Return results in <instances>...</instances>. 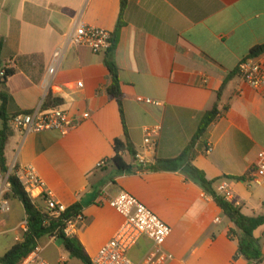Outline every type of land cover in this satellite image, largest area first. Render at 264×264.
<instances>
[{
  "label": "crops",
  "instance_id": "obj_1",
  "mask_svg": "<svg viewBox=\"0 0 264 264\" xmlns=\"http://www.w3.org/2000/svg\"><path fill=\"white\" fill-rule=\"evenodd\" d=\"M122 1L0 0V73L15 71L6 84L0 76V92L23 111L38 109L52 93L77 122L66 135L14 129L6 147L9 173L32 166L58 202L82 206L83 221L74 237L92 259L123 224L110 200L126 191L172 228L162 247L142 238L129 252L133 263L249 264L237 257L238 242L229 236L235 225L198 184L181 170L136 167H161L160 160L177 159L191 147L228 80L219 102L222 113L187 162L215 182V190L228 180L234 194L230 202L243 214L264 215V180L253 183L264 152L263 89L247 86L238 75L243 60H264V53L252 55L264 46V0H128L125 25L117 33ZM79 25L117 33L113 54L136 152L123 153L129 172L112 163L115 141L125 131L119 105L107 93L112 83L107 53L67 45ZM58 51L62 56L51 75ZM147 128L158 129L152 144L145 142ZM102 161L107 164L97 168ZM38 194L32 198L40 202ZM16 201L12 212L24 210ZM12 212L0 214V232H18L17 241L26 218L20 221ZM254 237L264 255V225ZM55 242L48 239L46 247Z\"/></svg>",
  "mask_w": 264,
  "mask_h": 264
},
{
  "label": "built area",
  "instance_id": "obj_2",
  "mask_svg": "<svg viewBox=\"0 0 264 264\" xmlns=\"http://www.w3.org/2000/svg\"><path fill=\"white\" fill-rule=\"evenodd\" d=\"M67 45L72 47L84 46L96 54L107 53L114 46V35L112 32L104 29L79 25L69 37ZM61 56L62 53L60 51L54 54V62L49 68L51 75L55 74L56 64ZM238 75L247 86L257 90L263 89L264 98V60H258L254 57L243 60L238 66ZM0 76L4 78L6 71H2ZM82 86L81 84L79 87L81 88ZM139 101L149 105H159V103L151 99L139 98ZM84 117L87 119L90 115L85 114ZM11 125L15 130L25 134L58 131L62 135H66L71 129L76 127L77 122L72 120L69 113L61 106L45 109L43 103L30 114L14 117ZM157 131V128H147L145 130V142L147 144H152L151 138ZM106 164L107 162L102 161L97 165V168H103ZM12 173L4 175L0 172V214L11 212V199L8 198V195L12 194V184L9 181V175ZM14 173H16V176L31 197L36 190H39L38 196L45 198L44 208L46 213L51 217L61 218L67 212L68 207L58 202L53 192L46 189L45 182L39 177L32 166L18 169ZM263 180L264 152H261L258 157L253 183L261 184ZM216 191L227 201H232L234 198L233 190L228 180H221L217 185ZM110 205L123 217L124 221L113 238L92 259L93 264H135L130 259L129 252L142 238L146 237L156 246L162 247L172 234V228L169 225L164 223L146 205L126 191H121L116 197L112 198ZM82 221V214L74 218L65 219L63 226L49 237L50 242L57 241L61 233L68 238L74 237ZM27 230L26 219L21 226V232L24 233ZM21 238L22 235L20 234L17 237V241H20ZM41 252V247H39L23 259L20 264H52L41 256ZM65 262H67V259L61 257L59 263L64 264ZM249 264L264 263L250 262Z\"/></svg>",
  "mask_w": 264,
  "mask_h": 264
},
{
  "label": "trees",
  "instance_id": "obj_3",
  "mask_svg": "<svg viewBox=\"0 0 264 264\" xmlns=\"http://www.w3.org/2000/svg\"><path fill=\"white\" fill-rule=\"evenodd\" d=\"M128 5V0H123L121 4V16L117 25V33L121 27L125 25L123 14ZM117 33L114 35V40L117 38ZM114 47L107 52L105 64L110 72L112 83L107 88L108 95L115 99L119 105L120 113L124 125L125 136L123 139L115 141V156L112 158V163L122 172H129L132 168L128 166L123 158V153L128 152L131 155H136L135 150L131 146L128 129L126 127L124 113V94L121 89L119 78V68L114 59ZM264 53V46H261L253 51V56ZM14 70H6V76L2 79V83L6 84L13 75ZM231 76H229V79ZM228 80L225 81L223 89L217 94V102L213 108L206 112L199 130L189 147L179 158L174 160H160L158 162L161 167H154L140 164L138 171H158L162 169L181 170L190 180L198 184L203 191L209 195L217 206L223 211L226 217L235 225L236 229L229 231V236L238 242V255L244 257L247 261L264 263V255L259 240L255 239L254 232L264 225V215L249 217L243 214L242 208L236 204L227 201L220 196L214 188L213 181H209L204 172L196 168L190 162H187L193 153V146L206 133L210 124H212L222 113L219 108L222 91L224 90ZM62 105V99L50 93L44 102V108L49 109ZM32 111H23L17 107V104L12 96L0 92V172L4 175L9 173L6 159V147L9 140L14 136L15 130L11 125L12 119L18 115L30 114ZM17 170V169H16ZM9 181L12 184V194L8 198L18 199L25 210L28 230L21 233L22 238L16 241L15 245L2 257L0 264H20L23 259L29 256L33 251L41 247L43 239H49L56 230L63 226L65 219L74 218L82 212V206L75 204L68 207L66 213L61 218L51 217L45 211V198H41L40 202L35 201L25 190L22 182L16 176V173L9 175ZM42 205V206H41ZM59 240H62L66 253L73 260L79 261L81 264H93L92 258L86 252L81 241L77 237L68 238L62 233ZM235 257V258H237Z\"/></svg>",
  "mask_w": 264,
  "mask_h": 264
},
{
  "label": "rangeland",
  "instance_id": "obj_4",
  "mask_svg": "<svg viewBox=\"0 0 264 264\" xmlns=\"http://www.w3.org/2000/svg\"><path fill=\"white\" fill-rule=\"evenodd\" d=\"M16 199L13 198L10 200L11 204V212L13 210L14 204H16ZM42 206V205H41ZM21 208V207H20ZM10 212V213H11ZM16 216L17 219L20 221H24L26 216L24 210L21 208L20 210H14L12 212ZM18 235V232H11V233H1L0 232V257L4 256L16 243V236ZM48 242V239H43L41 241V247H43L44 251L42 253V257L49 261L52 264H60L59 261L61 257H65L67 259V262L64 264H81L77 260H73L69 257V255L66 253L62 240H57L51 247H46Z\"/></svg>",
  "mask_w": 264,
  "mask_h": 264
}]
</instances>
